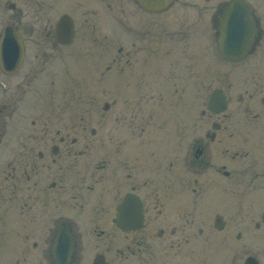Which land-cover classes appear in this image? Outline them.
<instances>
[{
  "label": "flooded vegetation",
  "instance_id": "af4514ba",
  "mask_svg": "<svg viewBox=\"0 0 264 264\" xmlns=\"http://www.w3.org/2000/svg\"><path fill=\"white\" fill-rule=\"evenodd\" d=\"M127 6L131 11L125 14ZM127 6L116 8L121 37L114 58L102 73L106 76L114 69L118 87L134 94L115 102L119 110L113 122L120 126L121 136L112 161H101V165L91 161L94 142L88 139L97 134V128L89 134L78 130L77 136V126L88 119L84 111L80 123L75 116H67L75 102H49L51 107L46 109L53 114L57 113L55 105H63L60 109L65 116L54 118L34 111L31 116L28 110L38 106V101L25 97L30 82L49 62L62 71L66 68L68 79V63L63 61L76 36L72 43L60 45L55 44L54 32L52 36L49 32L50 44L47 38L42 42L52 51L45 46L41 62L24 71L23 87L18 85L23 89L18 97L23 101V127L17 149L10 148L17 139L7 126L16 98L6 96L9 90H3L0 82V199L21 193L23 215L32 223L42 222L41 234L29 232L31 223L24 225L25 264L31 248L38 253L36 264H246L250 258L262 264L264 207L252 215L253 221L249 217L248 223L241 222L236 229L229 228V218L243 201L234 197L235 188L264 189V0H175L159 12L146 11L137 3ZM206 24L213 58L210 90H222L227 107L222 112L208 110L206 95L201 112L207 117L196 123L201 128L205 124V130L186 136L183 118L178 125L179 141L166 143L167 138L161 141L157 133L167 136L155 108L164 109L165 99L187 88L184 71L193 67L184 55L187 38ZM189 48L197 59L198 43L193 48L189 42ZM171 76L179 78L178 85L171 84ZM198 78L193 83L202 93L205 86ZM106 104L104 113L112 108ZM6 110L8 117L1 118ZM101 132L104 142L109 135ZM157 139L162 142L158 147ZM141 146L142 159L134 152ZM9 178L12 185L5 187ZM206 188L213 189V204L203 192ZM128 193L137 198H127L125 206ZM104 195L107 205L101 200ZM86 205L90 216L109 223L110 232H79L76 212ZM208 207L215 211L210 229L202 225V219L196 224L193 218ZM247 213L251 215V211L242 214Z\"/></svg>",
  "mask_w": 264,
  "mask_h": 264
},
{
  "label": "rangeland",
  "instance_id": "374dc122",
  "mask_svg": "<svg viewBox=\"0 0 264 264\" xmlns=\"http://www.w3.org/2000/svg\"><path fill=\"white\" fill-rule=\"evenodd\" d=\"M11 3L16 5L15 9L10 8ZM68 3L70 4V7L66 6ZM130 3L131 0H26V8H24L26 12L24 13L25 23L23 24V0H0V31L8 21H13L19 27L21 33H24V37L27 39L26 53L29 55L24 69L30 68V64H38L41 62V54L45 46L48 45L46 51H52V47L49 45V37L52 36L54 25L61 14L60 12L69 9L72 11V15L79 27L75 45L71 47V49L66 50L67 57L69 58L68 63L71 66L72 71H74V74L71 77L72 80H68L65 83L63 82L60 85L53 83L52 79H54V77H52V73L55 75V72H57V77H59L60 74L62 75V70L60 69H50L47 72L38 73L40 77L45 73L51 76L42 81L41 88L40 81H37L34 92L32 91L34 84L31 85V90L29 91L26 99L30 97L32 99L31 102L38 101V106H33L28 109L31 111V116L34 115V113L38 115V113L42 112L43 116H51L52 118L65 115L60 109L63 105H55L57 113L53 114L49 109V107H51L49 102H53L54 104H56L55 102H75L76 107L70 108L74 111L67 113V116H75L77 119L76 122H78L79 119L81 120V117L83 116L85 119H88L86 124L84 122L77 126V136H79L78 130L82 134L85 132L89 134L92 128H97V134L88 140L94 142V146L89 154L91 155V161H94L95 164L98 165H101V161L108 162L109 159H111V161L113 160V151L118 145L119 136H121L120 126L113 122L115 110H119L115 109L117 108V104H115V102L120 101L121 96L127 99L134 95L132 91L126 89L122 90L118 87L117 77L112 71L106 72V76H102V70H105V64H107L106 60L108 57L111 58L114 56L117 41L121 37L120 29L116 21L119 10H116V8L118 9L121 5H130ZM179 3H177V5H179ZM41 4L44 5V7L39 6ZM124 10L125 14L131 11L128 6L125 7ZM128 15L133 16L134 13H130ZM23 26L25 27L26 32L23 30ZM32 27L34 28L33 30L30 29ZM49 32L50 36L48 35ZM206 32L207 26L202 27L203 36L201 39V45L204 49V51H202L204 54L203 65L200 61L195 62V60H197L196 57L191 55L189 42H191L194 38H197L196 36H193L188 42L187 51L184 54L185 58H188V60L190 59L188 63L192 62L193 64L192 70L189 68L188 71H184V74L187 75L184 79V84L187 88H179V92H176L179 94L172 93L171 98L165 99L164 102L166 106L164 109L155 108V116L158 121L161 122V126L164 127L163 132L166 133L167 136H162L158 131L157 133L160 135V139H162L161 141L165 142L166 140L164 138H167L166 143H172L176 139V141H179V134L177 133L179 132L178 125H180L179 123L182 124L183 118H186V136L188 137L191 133H199L207 127L204 124L201 128L200 124H196L199 123L197 119L207 117V114L203 115L201 112L202 108L205 107L202 105V99L205 101L206 95L209 93L210 87H212L213 83L211 72L212 60L206 51L208 41ZM46 38L48 39L49 44L42 42V39ZM84 45L85 48L82 51L81 47ZM108 61L110 60L108 59ZM198 64H200L199 67L197 66ZM196 71L198 72L199 78L195 76ZM20 73H22V71ZM24 74L25 72L20 74V76L17 75V78L15 79H7L0 73V81H3L9 90L6 93V96L11 95L12 98L18 99V96L23 93V89L19 88L18 85L21 84V87H23ZM201 74L202 76L200 77ZM197 78L200 79L201 82L203 81V86H205L202 90L203 94L195 89V83L193 82H195ZM178 81V77H170L171 84H177ZM156 88L159 90L160 87L156 86ZM165 95L167 96L166 93ZM105 102H108L110 107L113 109L111 108V110H107L104 113L103 106ZM47 106L49 107L46 109ZM48 111L51 115L47 114ZM83 111L85 112V115L82 116L81 113ZM156 113L160 114L156 115ZM1 114V118H7V110ZM102 114H104L102 116L103 124L99 125L100 116ZM21 118L23 119V113ZM55 125V123L52 125L53 132H55V128H57ZM85 126L88 129L86 131L83 130L86 129ZM14 129H16V126ZM16 130L15 139H19L22 131L21 129ZM102 130L109 135L108 139L104 142L101 140V135L103 134L101 132ZM18 139L10 148H19ZM156 141H158V139ZM160 143L158 141L156 147H158ZM176 144L178 145V142ZM102 150H104V152H102ZM143 150L144 149L141 146L134 151L135 154L138 153L140 159H142L144 155ZM10 181L11 178L5 180L4 186H10ZM8 191L9 190L7 189V192ZM203 192H206V196H210V203L213 204V189L206 188ZM99 194L100 193L96 194L97 198L99 197ZM22 196L23 195L21 193H17L12 194L9 198L8 196H4L5 198L3 200L0 199V264H25L23 254L26 251L23 247V232L26 228L24 225L31 223L29 225V232L32 230V232H36V234H41L40 228L42 226L40 225L42 222L37 221L38 224L35 222L32 223V221H28L29 216L27 217V215H23ZM93 196L94 195L92 193L91 197ZM262 196H264L263 188L254 189L246 186L235 188L234 197L237 198V201H239L238 198H241L243 201L241 205L236 204L234 214L230 215L229 228L236 229L241 222L248 223L249 217L253 221L252 215L260 212L264 207L263 204H261ZM101 200L103 201V205L108 204V202L105 201V195L102 196ZM88 207L89 206L86 205L84 209L77 210L76 212L75 223L79 232H94L93 229H96L97 232H100L101 230L102 232H110L112 227L109 223L102 219H97V217L94 218L92 215L90 216ZM250 211L251 215H249V213L242 214ZM214 212L215 211H213L211 207H208L205 209L204 213L197 218L193 216L194 222L199 224L198 219H202V225L205 228L210 229L211 216ZM227 217L228 216L226 215V218ZM23 228L25 230H23ZM195 228H197V226L192 227L193 230ZM31 238H34L32 234ZM26 257L28 264H36L38 253L31 248L30 251H27ZM263 257L264 250L262 251V258ZM262 264H264V262H262Z\"/></svg>",
  "mask_w": 264,
  "mask_h": 264
},
{
  "label": "water",
  "instance_id": "95a60500",
  "mask_svg": "<svg viewBox=\"0 0 264 264\" xmlns=\"http://www.w3.org/2000/svg\"><path fill=\"white\" fill-rule=\"evenodd\" d=\"M145 8L151 10H160L167 6L172 0H138ZM57 33L62 35L63 40L68 42L73 35L72 19L68 15H63L57 24ZM20 39L17 31L12 27H6L2 33L0 42V61L2 68L16 69L21 62ZM8 63V64H7ZM215 95V94H214ZM210 98V103L214 99ZM223 102V101H222ZM212 109V105L209 104Z\"/></svg>",
  "mask_w": 264,
  "mask_h": 264
}]
</instances>
